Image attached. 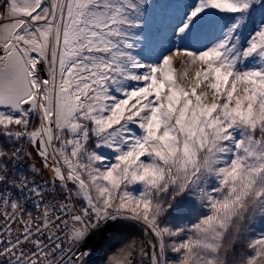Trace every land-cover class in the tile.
Here are the masks:
<instances>
[{
  "label": "snow or ice",
  "instance_id": "obj_1",
  "mask_svg": "<svg viewBox=\"0 0 264 264\" xmlns=\"http://www.w3.org/2000/svg\"><path fill=\"white\" fill-rule=\"evenodd\" d=\"M164 7L0 0V264H264V0Z\"/></svg>",
  "mask_w": 264,
  "mask_h": 264
},
{
  "label": "rangeland",
  "instance_id": "obj_2",
  "mask_svg": "<svg viewBox=\"0 0 264 264\" xmlns=\"http://www.w3.org/2000/svg\"><path fill=\"white\" fill-rule=\"evenodd\" d=\"M174 2V0H146V3L153 5L152 9V23L154 25H159L165 14L169 11L164 7L169 3ZM134 230L138 235V240L145 239L143 230L139 226H134L131 230ZM259 231V229H257Z\"/></svg>",
  "mask_w": 264,
  "mask_h": 264
},
{
  "label": "trees",
  "instance_id": "obj_3",
  "mask_svg": "<svg viewBox=\"0 0 264 264\" xmlns=\"http://www.w3.org/2000/svg\"><path fill=\"white\" fill-rule=\"evenodd\" d=\"M130 231L136 236V238H138V235H137V233L132 229H130Z\"/></svg>",
  "mask_w": 264,
  "mask_h": 264
},
{
  "label": "built area",
  "instance_id": "obj_4",
  "mask_svg": "<svg viewBox=\"0 0 264 264\" xmlns=\"http://www.w3.org/2000/svg\"><path fill=\"white\" fill-rule=\"evenodd\" d=\"M25 167H26V165H25Z\"/></svg>",
  "mask_w": 264,
  "mask_h": 264
}]
</instances>
